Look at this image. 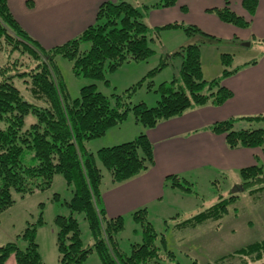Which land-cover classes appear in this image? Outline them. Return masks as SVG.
Segmentation results:
<instances>
[{
  "label": "trees",
  "instance_id": "obj_1",
  "mask_svg": "<svg viewBox=\"0 0 264 264\" xmlns=\"http://www.w3.org/2000/svg\"><path fill=\"white\" fill-rule=\"evenodd\" d=\"M177 2L159 0L151 6H139L127 0L104 2L95 23L78 37L45 49L20 26L10 11L8 0H0V52L9 58L0 69V215L14 205V192L24 197L46 191L52 187L55 177L61 175L72 188L73 196L65 202L70 214L58 215L55 220L59 264H85L94 253L102 264H146L163 259L155 244L157 234L147 221V209L132 214L142 225L144 236L143 242L133 245L127 254L121 250L118 239L125 228V218H108L102 200L104 174L98 162L110 173L114 184L140 175L154 164L153 144L147 134L142 132L132 141L101 148L97 153L88 150L85 143L105 136L109 129L124 123L130 112L137 124L150 129L196 107L221 106L232 97V92L222 85L223 78L245 65L234 70L225 69L222 77L212 80L205 79L203 74L202 47L221 42V39L194 25L175 22L152 28L145 22L150 10L171 8ZM242 5L250 16H254L258 0H244ZM212 10L224 23L240 28L251 25L230 8L229 1L225 7ZM163 29H183L196 42L181 46L173 54L182 58L180 74L171 82L160 85L161 98L155 107L149 108L144 103L130 107L126 97L118 95H113L115 103L112 104L111 98L100 92L95 83L82 87L80 96L71 99L56 63L58 57L72 62L76 77L104 81L108 85L106 66L109 71H114L126 63L148 61L155 53L150 46L153 35ZM86 43L90 48L84 51L82 47ZM16 52L36 61L37 65L20 71L19 67L22 68L25 62L12 59ZM223 59L226 65L233 60L232 55L227 54ZM256 62L254 59L247 64ZM168 65L169 62L164 60L159 69ZM155 72L153 70L151 74ZM16 80L23 81L32 101L24 97ZM134 90L133 87L128 97ZM29 116L34 122L27 125ZM262 121L264 115L232 118L217 122L210 129L226 135L231 149L260 147L264 151V128L255 127ZM29 153L33 154L31 158L35 165L28 164ZM240 174L245 182L242 189L252 194L264 191V167H248ZM167 181L173 188H184L181 183L187 180L170 176ZM55 199L59 200V195H55ZM238 199L239 195L234 193L228 197L220 194L215 205L186 221L184 226L195 228L207 221L221 220ZM75 214L84 215L93 244L84 245ZM43 224L40 219L25 229L20 236L26 243L25 249L15 242L1 246L0 264H6L11 256L15 257L16 264H46L36 235L37 228ZM237 254L244 258L242 264H249L248 258L252 259L250 262L262 261L264 242L249 245Z\"/></svg>",
  "mask_w": 264,
  "mask_h": 264
},
{
  "label": "rangeland",
  "instance_id": "obj_2",
  "mask_svg": "<svg viewBox=\"0 0 264 264\" xmlns=\"http://www.w3.org/2000/svg\"><path fill=\"white\" fill-rule=\"evenodd\" d=\"M127 1L139 6H151L159 2V0ZM227 1H229L232 9L231 0ZM226 2L223 7L226 6ZM212 9L214 7H208L205 12L219 18ZM153 10H150L148 16ZM148 16L145 22L148 21ZM201 20L206 21L204 17H201ZM179 22L186 26L193 25ZM153 37L154 41L150 42V46L155 53L148 61L126 63L114 71H109L106 66L105 77L109 81L108 85L104 81L76 77L72 62L58 57L56 63L67 85L71 99L74 100L80 96L82 87L95 83L100 92L111 98L112 104L115 103L113 95H118L126 97L130 107L141 103L149 108L155 107L161 98L158 92L160 85L164 82H171L180 74L182 58L173 56V54L186 39H190L186 45L192 44L196 40L187 36L183 29H163L156 32ZM243 38L245 37L223 39L221 42L202 47V65L206 76H218L225 69L234 70L251 60L264 56V42L262 40L251 42L245 41ZM89 48L90 45L86 43L82 50L85 51ZM226 54L232 55L233 60L229 65H226L223 59ZM13 55V60L25 62L23 69L19 67L20 71L30 70L31 67L37 65L36 61L19 52ZM169 57L171 59H168ZM164 60H167L169 65L160 70ZM8 61V55L0 52V69ZM153 70L156 72L151 74ZM15 84L24 97L32 101L23 81L16 80ZM133 87L135 90L128 97V93ZM33 122L34 118L29 116L27 125ZM135 125L137 123L134 114L130 112L124 123L109 129L105 136L85 143V146L93 153H97L101 148L132 141L142 132L134 135L131 139L127 138L126 141L121 140H124L122 137H128L134 131ZM138 125L140 129H143L140 124ZM255 127L264 128V121L256 124ZM32 155V153L27 155L29 165L36 164L31 158ZM98 164L103 170L104 187V184L106 185L111 180L110 173L103 168L100 162ZM258 166L264 167V159L258 161ZM185 180L187 181L181 183L184 188L176 189L168 181L166 185L169 188L163 207H152L147 215V221L152 224L157 234L155 244L160 249L163 259L150 261L146 264H193L195 262L198 264H242L244 258L237 254L238 251L249 245L264 242V191L252 194L242 189L245 182L241 178L240 171L227 175H212V178L205 175H198L197 178L193 179L185 177ZM232 193L239 195V199L229 208V213L224 218L218 221H207L195 228L184 226L186 221L215 205L219 201L220 194L228 197ZM55 195H59V200L55 199ZM72 196V188L68 186L61 175L55 177L52 187L46 191H36L24 197L14 192V205L0 215V247L15 242L21 249H25L26 243L21 240L20 236L29 224H37L42 219L44 224L37 228L36 234L40 251L47 260L51 261L47 264H59V258L56 259L59 253L56 246L58 229L55 220L58 215L68 216L70 214L65 202L70 201ZM75 217L80 224L84 245L93 244L89 225L84 215L75 214ZM124 218L125 228L118 236L119 245L123 252L130 254L133 245L143 242V227L133 216ZM97 257V253L92 254L88 259V264L97 261ZM250 260L252 259L248 258L246 261L249 264H264V260L259 262H250Z\"/></svg>",
  "mask_w": 264,
  "mask_h": 264
},
{
  "label": "crops",
  "instance_id": "obj_3",
  "mask_svg": "<svg viewBox=\"0 0 264 264\" xmlns=\"http://www.w3.org/2000/svg\"><path fill=\"white\" fill-rule=\"evenodd\" d=\"M108 1L115 0H8V5L28 34L43 48L52 49L78 37L93 25L100 6ZM243 1L231 0V4L236 14L251 22L246 29L224 23L205 12L208 7H223L226 0H178L174 7L151 11L147 25L155 28L182 21L221 40L245 37V41H260L264 38V0H258L254 16L244 9ZM188 41L190 39H186L182 46ZM256 61V64H243L245 66L236 73L223 78L222 85L232 92V97L221 106L196 107L150 129H140L137 124L128 137H122L124 140L121 141H126L145 132L153 144L154 164L126 182L114 184L110 180L104 187L102 183V200L108 218H127L141 209H147L149 213L152 207H163L170 176L193 179L205 175L212 178V175L241 172L264 159L262 148L231 149L226 135L210 129L213 124L228 119L264 115V56ZM222 74L205 76L212 80ZM40 253L44 263L51 262L42 251ZM97 258L90 264H102ZM88 263L87 260L85 264ZM6 264H16L15 257L11 256Z\"/></svg>",
  "mask_w": 264,
  "mask_h": 264
},
{
  "label": "water",
  "instance_id": "obj_4",
  "mask_svg": "<svg viewBox=\"0 0 264 264\" xmlns=\"http://www.w3.org/2000/svg\"><path fill=\"white\" fill-rule=\"evenodd\" d=\"M249 45V44H248Z\"/></svg>",
  "mask_w": 264,
  "mask_h": 264
}]
</instances>
